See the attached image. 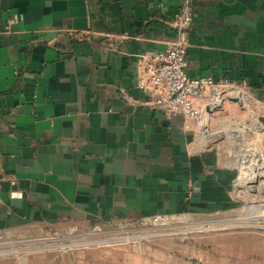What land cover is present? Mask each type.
Here are the masks:
<instances>
[{
	"label": "crops",
	"instance_id": "1",
	"mask_svg": "<svg viewBox=\"0 0 264 264\" xmlns=\"http://www.w3.org/2000/svg\"><path fill=\"white\" fill-rule=\"evenodd\" d=\"M181 1L0 0V238L231 210L241 163L214 142L239 141L247 127L215 134L210 117L171 115L139 86L150 58L177 39ZM191 7L187 75L229 79L238 109L212 119H245L262 133L257 116L247 124L239 112L264 103V0ZM225 244L127 255L133 264H261L256 251Z\"/></svg>",
	"mask_w": 264,
	"mask_h": 264
},
{
	"label": "rangeland",
	"instance_id": "2",
	"mask_svg": "<svg viewBox=\"0 0 264 264\" xmlns=\"http://www.w3.org/2000/svg\"><path fill=\"white\" fill-rule=\"evenodd\" d=\"M211 92L210 89L205 91V97L199 101L198 111L199 115L203 113L201 117L208 116L211 123L215 122L211 124L215 134L221 135L222 129L226 134L232 133L242 124L241 127H247L246 133L240 136L241 140L228 143L220 136L214 142V147L223 152L227 146L228 150L221 155L228 154L231 160L240 163V159L247 157V153H254L251 157L257 160H253L255 168L260 167V170L264 171V134L259 133V137L253 134L249 125L244 124L245 119L244 122H226L227 125L223 127L220 113L224 112L225 105V110L232 113V107H236V103L225 95L226 91L219 98L223 100L222 105L213 107ZM214 112L215 116L211 117L210 114ZM239 113H242V117L243 113H247V124H252L255 116L257 123L264 124V116L260 113L258 104L250 110L240 109ZM219 115L218 121L213 120L218 119ZM240 131L244 132V129ZM256 150H261V154ZM241 169L240 166L237 169L235 184L241 175ZM263 178L264 175L260 178V183L264 186ZM252 185L256 187L253 189ZM247 186L253 190L248 188L245 193L234 191L233 206L229 212L205 219L185 221L159 218L135 224L66 223L51 227L45 232L31 233L14 239L0 238V264H133L134 261L127 253H135V257L142 258L149 246H160L165 250L174 249L177 252L193 247L205 249L207 243L221 240L226 243L227 251L232 250L231 248L242 250L245 247L251 252L256 251L257 255L261 254V264H264V189L258 182L251 184V180ZM236 245L239 247L236 248ZM249 259H254V255H250Z\"/></svg>",
	"mask_w": 264,
	"mask_h": 264
},
{
	"label": "built area",
	"instance_id": "3",
	"mask_svg": "<svg viewBox=\"0 0 264 264\" xmlns=\"http://www.w3.org/2000/svg\"><path fill=\"white\" fill-rule=\"evenodd\" d=\"M191 24V0H182L181 9L177 15V39L171 47L150 58L147 75L140 80L139 86L151 91L154 95V103L169 114L196 120L199 116L196 102L205 97V91L210 89L215 97L222 96L229 90L231 83L227 78L215 81L211 77L196 78L187 75L185 71L187 30ZM258 106L260 113L264 116V103ZM185 264H203V262L197 258L188 257Z\"/></svg>",
	"mask_w": 264,
	"mask_h": 264
},
{
	"label": "bare ground",
	"instance_id": "4",
	"mask_svg": "<svg viewBox=\"0 0 264 264\" xmlns=\"http://www.w3.org/2000/svg\"><path fill=\"white\" fill-rule=\"evenodd\" d=\"M202 125H207V122L205 120L202 121ZM259 131L262 130V134H264V127L261 128L259 127L258 128ZM254 131V129H253ZM256 135H260L259 133H257ZM256 151H259V154H261V150H256ZM257 153V152H255ZM251 154H254V153H251ZM247 153V157H245V159H242L244 157H242L240 160L241 161V177L238 178L237 182H236V185H235V188H236V191L238 190V193H245L246 191H248V187L247 186V183L251 180V184L253 183H256L257 182L259 183V185H261V187H263L264 189V186L260 183L261 182V177L264 175V171L260 170V167L258 168H255L256 167V164L254 161H257L256 159H253V157H251L252 155ZM255 155V154H254ZM260 159V158H259ZM258 159V160H259ZM262 160V159H261ZM264 160V159H263ZM264 179V178H263ZM264 183V182H263ZM256 186H253L252 185V188L254 189ZM252 188H250L251 190H253ZM261 189V188H260ZM261 193V192H260ZM245 196V194L243 195ZM263 202V201H261Z\"/></svg>",
	"mask_w": 264,
	"mask_h": 264
}]
</instances>
